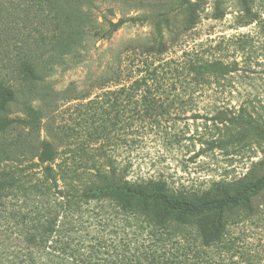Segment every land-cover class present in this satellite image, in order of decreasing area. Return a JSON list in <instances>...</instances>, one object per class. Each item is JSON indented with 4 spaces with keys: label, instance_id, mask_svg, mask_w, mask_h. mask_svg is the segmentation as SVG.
<instances>
[{
    "label": "rangeland",
    "instance_id": "obj_1",
    "mask_svg": "<svg viewBox=\"0 0 264 264\" xmlns=\"http://www.w3.org/2000/svg\"><path fill=\"white\" fill-rule=\"evenodd\" d=\"M159 1L116 0L109 3L91 0L90 9L81 7L80 15L85 20L88 16L93 25L83 27L79 45L58 56L41 72L42 77L35 84L13 85L12 117L28 119L30 110L39 112L40 117L35 119L34 132H30L31 146L24 145L27 148L23 149L21 162L12 158L16 162L9 163L12 167L22 169V175L40 177L41 167L34 166L38 161L31 156L39 155L44 140L57 149L56 164L77 167L81 181L77 184L79 189L94 182L92 161L102 173H108L109 165L113 164L119 174H125L124 180L130 185L162 180L175 191L199 194L213 183L242 178L254 164L264 159L263 148L255 144L231 146L226 151L210 149L203 142L216 139L218 131L205 118L191 119L190 112L184 115L171 109L164 117L141 120L136 116L137 105L130 102L121 104L118 117L114 111H107L110 110L107 105L102 109L88 104L95 95L102 100L105 93L92 85L98 78L106 75L112 79L120 75L119 69L123 76L134 67H146V62L151 63L150 67H183L186 59L183 53L198 49L208 51L210 59L216 57L225 65L233 61L238 64L237 70L230 73L226 81L220 80L218 86L212 84L204 95L197 96L199 115L211 117L215 108H226L237 115L240 107H245L253 119L264 123V34L255 24L244 28L235 26L238 0H202L206 3L205 11L197 27L190 36L188 33L176 36L165 32L166 51L161 57L146 52L155 35L149 22L126 23L110 37H98V33L108 29L105 20L117 22L121 18L145 17L155 12L156 5H167L163 4L164 0ZM216 2L226 13L221 20L210 18ZM169 7L168 4L164 9ZM254 9L264 19V0H256ZM182 17V14L170 15L173 23H178ZM242 41L245 42L244 52L237 50ZM217 44L221 50L213 51ZM9 49L13 51L11 46ZM168 83L175 84V88L184 85L181 78H172ZM108 87L113 90L120 86ZM161 99L166 97L163 95ZM176 99L187 100L188 96ZM93 112L94 123L88 117ZM24 129L27 133L28 127ZM100 146L105 157L95 151ZM83 149L86 155L94 154L93 158L83 156ZM58 186L62 189L63 182L59 181ZM81 193L80 190L79 195ZM83 201L76 209L68 210L69 213L60 214L57 232L47 242L49 248L44 252L25 243L9 219V212L22 213L26 209L21 208L23 204L11 202L12 206H8L3 214L0 207V264H148L150 258H133L132 251L139 243L151 240V233L160 230L152 227L140 214L122 212L111 199L94 198L87 204ZM248 225L240 245L246 256H256L252 259L253 264H264V225L254 222ZM185 239L200 245L198 235L186 227L178 228L167 243L179 249ZM27 247L31 253L29 257ZM47 252L52 255H44Z\"/></svg>",
    "mask_w": 264,
    "mask_h": 264
},
{
    "label": "trees",
    "instance_id": "obj_2",
    "mask_svg": "<svg viewBox=\"0 0 264 264\" xmlns=\"http://www.w3.org/2000/svg\"><path fill=\"white\" fill-rule=\"evenodd\" d=\"M166 1L163 4L171 7L165 10L167 5H156L155 12L145 17L121 18L117 22L105 20L108 29L98 33V37L108 38L126 23L149 22L154 27L155 35L151 37L152 46L147 47L146 52L161 57L166 51L164 33L176 36L188 33L190 36L199 24L206 5L202 0ZM255 1L238 0L235 26L244 28L255 24L264 34V19L254 9ZM91 4V0H0L1 214L12 206L11 202H21L23 206H17L26 209L22 213L9 212V219L25 243L44 252L49 248L47 242L57 232L60 214L76 209L82 200L87 204L94 198L111 199L117 202L122 212L140 214L152 227L160 230L151 233L152 239L147 243H139L132 251L133 258H150L148 264H253L252 259L256 256H246L240 242L246 237L249 223L264 225V159L254 164L242 178L213 183L199 194L175 191L162 180L130 185L124 180L125 174H119L120 171L113 164L109 165L108 173H102L92 161L90 167L95 171L92 175L94 182L89 186L84 184L79 189L77 184L81 181L77 167L73 164H56L58 151L51 142L44 140L41 141L39 155L31 156L38 161L34 166L41 167L40 177L36 179L31 175H22V169L9 164L16 163L13 159L21 162L24 145L31 146L30 132H34L35 119L40 117V113L33 110L28 112V119L12 117L11 104L15 99L13 85L35 84L41 79V72L50 67L58 56L71 52L74 46L79 45L82 40L79 34L84 32L83 27L93 25L88 16L86 20L82 18L81 7L88 6L90 9ZM175 13L183 15L178 23H173L170 18ZM225 15V10L216 2L210 18L221 20ZM219 44L212 48L213 51L221 50ZM10 46L13 51L9 49ZM194 50L183 53L186 58L183 67H150L151 63L146 62V67H134L123 76L119 69L120 75L112 79L106 75L98 78L92 85L105 93L102 100L95 95L88 104L102 109L107 105L110 110H105L114 111L117 115L121 104L130 102L137 105L136 116L141 120L164 117L171 109L184 115L190 112L191 119L205 118L218 131L216 139L203 142L210 149L226 151L231 146L255 144L264 150V123L253 119L245 107H240L237 115L226 108H215L211 117L199 115L197 96L204 95L212 84L218 86L220 80L226 81V77L237 70L238 64L233 61L225 65L216 57L210 59L208 51ZM237 50L245 51L244 41ZM172 78L183 79L184 85L178 88H175V84L169 85L168 81ZM128 81L130 84L127 85ZM110 85L120 87L111 90ZM176 90L178 93H173ZM163 95L166 97L164 100L161 99ZM183 95H187L188 99H176ZM88 117L94 123V112ZM27 127L28 132L25 133L24 128ZM95 151L106 156L101 146ZM83 152L85 156L86 150L83 149ZM93 156L86 155L88 159ZM59 181L64 184L62 189L58 186ZM80 190L82 193L79 195ZM180 227L193 230L199 237L200 245H193L186 239L179 249L173 244L168 245L167 242ZM26 251L29 257L30 249L27 247ZM47 254L52 255L50 252L44 255Z\"/></svg>",
    "mask_w": 264,
    "mask_h": 264
}]
</instances>
